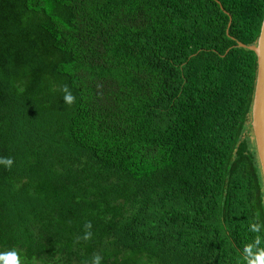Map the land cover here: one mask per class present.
<instances>
[{
  "label": "trees",
  "instance_id": "16d2710c",
  "mask_svg": "<svg viewBox=\"0 0 264 264\" xmlns=\"http://www.w3.org/2000/svg\"><path fill=\"white\" fill-rule=\"evenodd\" d=\"M263 18L264 0H0V255L264 264L238 45Z\"/></svg>",
  "mask_w": 264,
  "mask_h": 264
},
{
  "label": "water",
  "instance_id": "95a60500",
  "mask_svg": "<svg viewBox=\"0 0 264 264\" xmlns=\"http://www.w3.org/2000/svg\"><path fill=\"white\" fill-rule=\"evenodd\" d=\"M238 45L254 51L257 56V74L251 110V126L264 181V18L256 43L252 45L238 43Z\"/></svg>",
  "mask_w": 264,
  "mask_h": 264
},
{
  "label": "clouds",
  "instance_id": "9594fccd",
  "mask_svg": "<svg viewBox=\"0 0 264 264\" xmlns=\"http://www.w3.org/2000/svg\"><path fill=\"white\" fill-rule=\"evenodd\" d=\"M65 99L71 102L73 97L71 95H68L65 97ZM0 260L3 261V264H19V257L15 251L0 255Z\"/></svg>",
  "mask_w": 264,
  "mask_h": 264
},
{
  "label": "rangeland",
  "instance_id": "374dc122",
  "mask_svg": "<svg viewBox=\"0 0 264 264\" xmlns=\"http://www.w3.org/2000/svg\"><path fill=\"white\" fill-rule=\"evenodd\" d=\"M254 138V137H253Z\"/></svg>",
  "mask_w": 264,
  "mask_h": 264
}]
</instances>
